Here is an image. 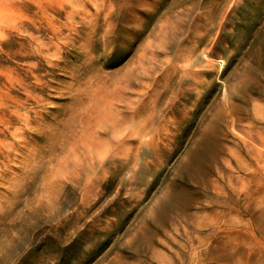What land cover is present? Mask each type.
<instances>
[{"label":"rangeland","instance_id":"obj_1","mask_svg":"<svg viewBox=\"0 0 264 264\" xmlns=\"http://www.w3.org/2000/svg\"><path fill=\"white\" fill-rule=\"evenodd\" d=\"M0 22V264H264V0H0Z\"/></svg>","mask_w":264,"mask_h":264},{"label":"bare ground","instance_id":"obj_2","mask_svg":"<svg viewBox=\"0 0 264 264\" xmlns=\"http://www.w3.org/2000/svg\"><path fill=\"white\" fill-rule=\"evenodd\" d=\"M16 1V0H15ZM75 8V7H74ZM72 9V8H71ZM72 11V10H71ZM3 15V14H1ZM3 21V20H1ZM1 23V22H0ZM4 24V23H3ZM15 24V23H13ZM16 25V24H15ZM13 25V26H15ZM53 25V24H52ZM22 111V110H21ZM22 113V112H20ZM18 114V113H17ZM20 117V116H19ZM57 118V117H56ZM28 120V119H27ZM26 120V121H27ZM9 125V124H8ZM206 134V133H205ZM1 140V139H0ZM9 140V139H8ZM3 141V140H2ZM7 141V140H6ZM5 141V142H6ZM5 142H3L5 144ZM2 143V144H3ZM14 143V142H13ZM16 147V146H15ZM1 148V147H0ZM3 151V150H2ZM221 155V146L220 142L218 139L211 140L208 138H204L202 141V145L199 149H195L192 152V161L189 162L188 164L185 165L187 169H191L193 175L199 177V180L204 183L208 184L209 182V175H210V170L209 168L220 158ZM186 174V173H185ZM1 175V174H0ZM191 175V174H190ZM186 178V177H185ZM193 180V179H192ZM189 181V180H188ZM191 184V183H190ZM183 188V187H182ZM243 189V188H242ZM256 191H259L257 189ZM179 193V192H178ZM180 203L182 206H184L183 211L187 210L188 207L190 206V203L193 201L194 196H193V191L187 190L185 193L180 192ZM250 197V196H249ZM241 201V199H240ZM227 203V202H226ZM233 208V207H232ZM232 211V210H231ZM254 211V210H253ZM254 215L258 217V219H261L264 216V211L261 213L258 212H253ZM230 227V226H229ZM214 253V252H213ZM217 257L220 258H227V259H232L226 254H218L216 255Z\"/></svg>","mask_w":264,"mask_h":264}]
</instances>
